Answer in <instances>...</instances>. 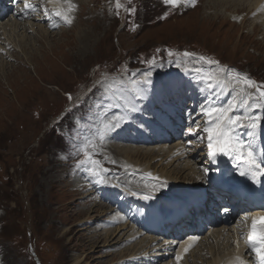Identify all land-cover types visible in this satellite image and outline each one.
I'll list each match as a JSON object with an SVG mask.
<instances>
[{
  "label": "rangeland",
  "instance_id": "1",
  "mask_svg": "<svg viewBox=\"0 0 264 264\" xmlns=\"http://www.w3.org/2000/svg\"><path fill=\"white\" fill-rule=\"evenodd\" d=\"M77 1L65 6L64 16L71 19L70 26L75 22L73 28H67L65 21L57 23V11L47 7L41 13L46 20H31L28 26L35 25L29 32L14 21L0 28V65L4 59L8 62L0 69V264H152L149 256L137 263L132 255L137 250L146 255L144 247L155 239L136 230L131 233L134 227L124 220L110 224L116 208L109 222L104 220L97 227L94 222L93 226L87 224L100 215L107 218L109 206L97 205L92 196L86 198L89 193L74 192L70 176L75 178L81 161L97 163L96 153L106 149L119 166L131 164L132 169L153 168L163 176L168 173L167 180L174 185L191 184L195 170L178 158L166 161L173 146L140 147L137 150L142 156L120 152L114 157L108 146L114 144L119 149L124 145L94 137L99 130L108 135V127L100 119L109 101L115 100L108 98L104 82L123 81L116 91L124 95V101L129 76L125 71L133 68L139 74L141 66L161 74L165 68L176 70L196 62L197 56H189L193 49L201 54L214 52L221 61L240 65L264 81L263 34L253 19L241 22L243 13L234 12L244 11L245 4L234 2L238 5L221 9V2L203 0L199 7L157 21L153 6L158 0H140L139 15L131 13L133 8L126 1L120 0V7L117 0ZM54 25H58L54 34L43 35ZM65 94L84 102V107H79L78 101L67 112L69 98ZM116 109L129 118L135 112L132 103ZM66 157L73 158H68L67 170L63 164ZM114 168L119 167L109 173L125 180ZM108 174L107 178L113 179ZM129 176L132 187L140 188L135 194L145 190V179ZM133 193L128 194L129 200ZM105 228L112 241L104 238ZM96 234L102 238L98 240ZM202 255L193 256L191 264H204Z\"/></svg>",
  "mask_w": 264,
  "mask_h": 264
},
{
  "label": "snow or ice",
  "instance_id": "2",
  "mask_svg": "<svg viewBox=\"0 0 264 264\" xmlns=\"http://www.w3.org/2000/svg\"><path fill=\"white\" fill-rule=\"evenodd\" d=\"M164 4L171 5L173 7H178L183 2V0H163ZM25 8L30 9L31 11H36V7L29 5L27 3V0H24ZM194 6V5H193ZM117 7H120L119 0H117ZM131 12H134L135 9H130ZM57 16H60L61 13L57 12L55 13ZM65 22L71 23V19L68 17H63ZM171 55V53H169ZM212 63V61H209ZM153 64H155V59L152 61ZM150 75V73H149ZM147 83H150V81H146ZM249 83H254L249 81ZM261 97H264V92L260 93ZM244 103H247V100L244 101ZM232 106H229L228 109H218L215 107L209 108L206 110V115L213 116V114H216V121L214 127H205L203 130L206 132L207 135V147L209 149V155L212 157L213 161L216 160L218 155H225L229 156L233 153H239L243 154V144L236 140L234 142V137L230 134V129H232L234 126H240L239 122L242 119L241 116H235L231 117L228 115V112L231 110ZM249 123L247 125H243L244 127H247L250 129L249 136L254 135L256 129L260 126L261 116L256 115L254 117H248ZM107 127V126H106ZM112 127H116V125H112ZM247 158L248 163L254 168L255 170L259 171L261 175H264V169L260 168V165L256 163L255 156L253 154V151L251 150L249 146V150L247 151ZM80 164H84L83 161L80 162ZM207 171V170H205ZM244 171H241V175H246ZM101 181L103 178H100ZM135 194V193H133ZM144 199H152L150 195H145L143 197ZM249 240L252 242V250L256 253V256L258 257L259 264H264V226L261 227L259 231H257L255 223L253 224L251 234L249 235ZM259 245V247H257Z\"/></svg>",
  "mask_w": 264,
  "mask_h": 264
},
{
  "label": "bare ground",
  "instance_id": "3",
  "mask_svg": "<svg viewBox=\"0 0 264 264\" xmlns=\"http://www.w3.org/2000/svg\"><path fill=\"white\" fill-rule=\"evenodd\" d=\"M49 2H50V4H56L55 5V7H62V8H64L65 7V5H63V2H62V0H48ZM246 1H248V0H213V2H221V4H223V6L221 5V9H223V8H225L226 6H228V5H230V6H233L234 4H236V5H238V3H234V2H239V4H241V5H243V4H245L246 3ZM219 5V4H218ZM227 9V8H226ZM233 9H235V8H233ZM79 14V13H78ZM37 16H38V18H40V19H42V20H44V17H45V15H42V14H37ZM79 17V16H78ZM42 20H40V21H42ZM28 23H32L31 21H28ZM17 25V24H16ZM35 24H31L30 26H26V24L25 23H23V22H20L19 24H18V27L20 26V29H23L25 32H29V29L31 28V27H33ZM75 25V22H74V24H71V26H70V24H69V26L70 27H68L67 26V28H73V26ZM12 28H14L13 27V25L11 26ZM16 28H17V26H16ZM16 28H14V29H16ZM13 29V30H14ZM12 30V29H11ZM45 30V29H44ZM56 30L55 29H51L50 31L49 30H47L46 31V33H44L43 35H51V34H54V32H55ZM9 32V31H8ZM21 34L20 35H22L23 36V38L24 37H26L25 35H24V32L22 31V32H20ZM2 34H6L5 32H3ZM264 34V33H263ZM7 35V34H6ZM45 37V36H44ZM86 49V48H85ZM82 50V49H81ZM85 54V53H84ZM13 55H14V53H13ZM33 59V58H32ZM85 59V58H84ZM32 61V60H31ZM33 62V61H32ZM5 63H8L5 59L3 60V61H1V65H0V69H5V67H6V64ZM34 66V65H33ZM34 68V67H33ZM165 70V69H164ZM4 73H5V71H4ZM24 75V74H23ZM25 75H27V74H25ZM142 76L143 77H145L146 75H144V74H142ZM167 76V75H166ZM117 80V79H116ZM121 81V80H120ZM127 82L132 86H135L136 85V82L133 80V78H129V79H127ZM33 83V82H32ZM105 83V82H104ZM119 82H116L115 80L114 81H112V82H110L109 83V85H112V84H118ZM170 83H171V81H170ZM218 84L219 85H223V86H225V87H227L226 85H227V83L224 81H219L218 82ZM125 88V87H124ZM108 90H112L111 88H109L108 87ZM122 90V89H121ZM168 91H171L170 90V87L168 88ZM115 92H117L116 90H115ZM124 92V91H123ZM169 94V93H168ZM123 100V99H122ZM110 121V120H109ZM143 129V128H142ZM108 133V132H107ZM109 145V144H108ZM108 147H110L111 149H112V153L114 154V157H116L115 156V154H119L120 152H121V154L122 155H127V154H130L129 156H135L136 154H138L139 156H142L143 154H141L140 153V151H138L137 150V148H139L140 149V147H132L131 145H129V148H127V149H125V147L124 146H121V148H119L118 149V147H115L114 146V144H111V146H108ZM115 147V148H114ZM109 148V149H110ZM114 148V149H113ZM141 148H143V147H141ZM146 149V148H145ZM116 150V151H115ZM141 150V149H140ZM149 150V149H148ZM164 150V149H163ZM117 154V155H118ZM127 158H128V156H127ZM168 158V157H167ZM119 162V161H118ZM151 164V163H150ZM146 166H148V165H146ZM143 167V166H142ZM147 170V169H146ZM165 173V172H164ZM161 175H163V173L161 172ZM166 175V180H167V177L169 178L170 176L168 175V173H166L165 174ZM171 175V174H170ZM134 183H136L135 181H134ZM139 183V182H138ZM141 183V182H140ZM146 183V182H145ZM128 185H133L132 183H130V182H128ZM146 185V184H145ZM185 185H187V184H185ZM184 185V186H185ZM180 186V185H179ZM137 188V187H136ZM142 188V187H141ZM140 189V188H139ZM138 189V190H139ZM182 188H180V189H178V191L179 190H181ZM140 191H143L142 189L140 190ZM140 191H138V192H136V194L134 195V198H133V200H135L137 197H138V194H139V192ZM177 192V191H176ZM135 193V192H134ZM175 195V194H174ZM177 195V194H176ZM104 211H106V210H104ZM107 212V211H106ZM91 214H93V212L91 213ZM112 215V214H111ZM115 216H114V220L113 221H111L110 222V224H116V223H119V222H117V221H119V220H123L121 217H120V215L117 213V214H114ZM91 216V215H90ZM102 218V216L100 215V217L98 218V220L99 219H101ZM121 222H123V221H121ZM124 223V222H123ZM123 225V224H122ZM106 228H108L107 227V225L105 226ZM121 227V226H120ZM129 227V226H128ZM105 228V229H106ZM109 229H112V228H109ZM107 230V229H106ZM105 230V239H106V241H112L114 238H113V236H111L112 238H108L109 236L107 235V234H109V230H107L106 231ZM119 230V229H118ZM97 231V230H96ZM111 231V230H110ZM117 230L115 229V230H112V232H116ZM131 232V231H130ZM111 234V233H110ZM143 235V234H142ZM96 236H97V239L98 240H100L101 238H102V236H100V234H96ZM103 238V239H104ZM145 238H147V236L145 237ZM215 238H219L218 236L217 237H215ZM226 238H227V236H226ZM145 240V239H144ZM148 240V239H147ZM149 240H151V239H149ZM142 242H143V240H142ZM230 244H231V242L229 241V240H224L223 241V243H220L218 246H219V250H214V248H215V244H213V245H210V246H208V251H210L211 253H213L214 254V256L215 255H217V253H219V252H223V250L224 249H227V248H230ZM148 245V244H147ZM143 247V246H142ZM213 248V250L211 251V249ZM203 250V249H202ZM200 251H201V249H200ZM110 255H112V254H110ZM122 256V255H121ZM147 255H142V257H146ZM204 258H203V262H204V264H208L210 261H211V259L210 258H208L206 255H202ZM114 257V255L112 256V258ZM134 258V257H133ZM111 259V258H110ZM132 259V258H131ZM136 259V258H135ZM109 262H113L112 261V259L111 260H109ZM106 263V262H105ZM108 263V262H107ZM195 264V263H194Z\"/></svg>",
  "mask_w": 264,
  "mask_h": 264
}]
</instances>
